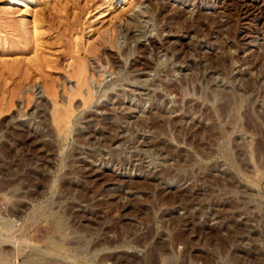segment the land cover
Here are the masks:
<instances>
[{
  "label": "rangeland",
  "instance_id": "1",
  "mask_svg": "<svg viewBox=\"0 0 264 264\" xmlns=\"http://www.w3.org/2000/svg\"><path fill=\"white\" fill-rule=\"evenodd\" d=\"M167 1L172 4L159 22L164 29L157 32L141 18L146 0H0V264H112L100 261L111 254L138 264L135 258L155 245L165 252L155 264L169 258L264 264V6L256 0L155 2ZM127 30L134 33L130 42ZM150 38L156 49L143 55L151 67L131 71L127 88L117 82L108 92L124 87L133 104L143 94L145 108L155 104L146 94H159L172 124L141 131L130 124L138 120L135 111L116 126L112 119L124 108L114 115L109 100L97 95L85 104L73 96L72 58L47 70L55 97L45 95L38 77L28 93H8L14 66L34 60L39 44L52 56L65 41L73 51H109L125 63L122 49L139 56L136 42L148 46ZM12 49L15 54L6 52ZM118 73L98 69L95 88L101 91ZM97 103L106 109L96 111ZM176 106L180 112L170 110ZM56 109L71 113L70 122L58 124ZM92 114L106 123L94 121L88 131ZM61 182H67L63 192ZM70 182L79 183L73 192ZM75 197L97 214L74 219L78 210L65 207ZM81 226L93 234L86 253L78 251ZM106 229L112 244H100Z\"/></svg>",
  "mask_w": 264,
  "mask_h": 264
},
{
  "label": "bare ground",
  "instance_id": "2",
  "mask_svg": "<svg viewBox=\"0 0 264 264\" xmlns=\"http://www.w3.org/2000/svg\"><path fill=\"white\" fill-rule=\"evenodd\" d=\"M156 0H146V4L142 7V11H141V18L143 16H145L144 18L146 19L145 21H147V23H149V26H151L152 29H155L156 28V31L157 29H164L163 28V25H159V22L161 21V19H163L165 16V12L166 10L169 8V4L171 3V1H167L165 4H161V3H157L155 2ZM179 1H183V0H173V3H176V2H179ZM256 2H258L259 4H261V6H264V0H256ZM87 3V2H86ZM172 4V3H171ZM257 4V3H256ZM96 5V4H95ZM255 9H258V10H261L260 8H257L259 5H253ZM238 8V7H237ZM243 9V8H242ZM241 9V11H242ZM239 10V9H238ZM244 10V14H242L244 17H247L248 15V10L247 9H243ZM253 10V9H252ZM84 11V9H83ZM250 11V10H249ZM240 12V11H239ZM250 13V12H249ZM140 14V13H139ZM241 15V14H240ZM174 17V16H173ZM180 17V16H179ZM176 18V17H175ZM139 19V17H138ZM178 19V17L176 18ZM137 20V19H135ZM69 21V20H68ZM78 21V20H77ZM65 22V21H64ZM63 22V23H64ZM175 22V21H174ZM42 23V22H41ZM62 23V24H63ZM70 23V22H69ZM72 23V21H71ZM76 23V22H75ZM73 23V27H74V24ZM79 23V22H77ZM178 24V23H177ZM67 25V24H66ZM137 26V25H136ZM72 26L70 28H73ZM76 27V26H75ZM144 27V26H143ZM165 27V26H164ZM167 28V27H165ZM82 29V28H81ZM67 31V29H66ZM70 31V30H68ZM74 31V30H73ZM133 30H130V31H126L125 33V40L130 42L129 40L132 38L133 34L132 33ZM154 31V30H153ZM162 31V30H161ZM166 31V30H165ZM158 32V31H157ZM160 32V31H159ZM1 34V33H0ZM67 34V33H66ZM133 39V38H132ZM131 39V41H132ZM36 40H39L36 38ZM67 41V40H66ZM115 39L113 40V43H114ZM32 42V41H31ZM55 42V41H54ZM134 42V41H133ZM40 43V42H39ZM38 43V44H39ZM67 43V42H66ZM65 43L64 41V44H63V50L60 49L59 53H57L58 51H54L56 53H54V55L52 56V54H49V52H47V48H45L44 46H41L42 44H39L36 46V54L34 55L35 56V59L31 61V59H29L30 61L27 62V63H21L19 62L18 64H16V66H14V69L15 71L17 72V78L16 80L12 83H14V86L13 88L11 89H8V93L10 95H21L22 92H24V90L26 88H29L31 89L32 87V81H33V77H38L40 78L42 81H43V85L45 86V95L48 96V97H55L58 92L55 91L51 85L54 83L53 82V77L50 76L49 72L47 71L49 68L51 69H56L57 68V65H59V61L58 59H70L72 58L73 62H72V65L70 66V70L69 72L67 73L69 75L70 78L72 79H75L77 81V84H78V88L76 90V92L72 93L74 94L73 96H83L84 98V102L85 104H89L92 102L93 98L96 97L98 95V98L99 97H102L106 100H109L110 101V105L113 107V113L115 115V111L117 109V111H122L121 109L124 108V110L118 114V115H113L114 119L113 120V123L118 126L117 124H120L122 122L123 124V120H124V123H126L125 119H131L130 118V114L132 112H135V111H138L140 114L138 116V114H136V118L138 119L136 122H130V124L132 125V127L135 125L137 126L141 131H145V129H154V128H161L163 126V124L165 123V121L168 123L170 122L172 124V122L174 123L175 121L172 119H169L166 115V109L164 107H162V102L164 101L163 97L159 94H155V93H149V94H146L145 96V100L146 101H149V100H152L153 103L155 104H152L149 108H145L144 107V102H143V94L139 95L137 97V104H133L132 101L130 100L131 97L129 96L128 93H126L124 87H122L121 89L119 90H114L115 93L112 95L110 94L108 91L111 90L113 91L112 89H115L113 87H115V85L119 84L118 87H121V85H124L128 86V80H129V74L130 72L132 71H136V70H139V69H142V70H145L147 67H151V64L147 62L146 60V57L143 55L144 52L146 50H148L150 48V46L154 49L156 47V42L154 39H148V43L149 45L146 46V45H142L140 44V42H136V46H135V50L137 51V55L139 54V56H136V57H133V53L132 51H130V48L127 46V48H123L122 51H121V54L125 57V63H121V61H119L115 55H113L112 53H110L109 51H105L103 53V51H99V50H95L96 52H94L93 48H89L88 50L84 51L85 53L81 52V49L80 48H77L76 50H72V49H69L67 47V44ZM35 44V43H34ZM49 44V43H48ZM114 45V44H113ZM2 47V46H1ZM71 47V46H70ZM99 47V46H98ZM156 49V48H155ZM72 50V51H71ZM83 51V50H82ZM6 52H9L8 54H15L16 53V49H12V50H7ZM51 52V51H50ZM53 52V51H52ZM99 52H101L102 54H100ZM3 53V52H2ZM96 53H99L100 55L96 54ZM6 54V53H5ZM94 56V57H93ZM54 58V59H52ZM83 59V63L81 62V60ZM27 61V60H26ZM3 63V62H2ZM1 64V63H0ZM4 65V64H3ZM8 65V64H7ZM104 67H109V68H116L118 69V77L116 79H112L111 81L107 82L106 85L104 86V89H102L101 91H98V89L95 88V85L93 84V80H95L97 83H100L101 82V77H102V74H99L98 77L95 76V72L98 70V69H101ZM16 67H17V70H16ZM127 67V68H126ZM4 68V67H2ZM50 69V70H51ZM128 69V70H126ZM6 70V69H5ZM115 70V69H114ZM121 70H125V73L123 72H120ZM2 72V70H1ZM4 72V71H3ZM2 72V73H3ZM11 73H15L14 71L11 72ZM10 73V74H11ZM169 73V72H168ZM9 74V73H8ZM11 74V75H13ZM11 75H8L11 76ZM5 76V75H4ZM12 77V76H11ZM14 77V76H13ZM96 77V78H95ZM131 78V77H130ZM2 79V78H1ZM91 79V80H90ZM144 82L143 83H140V84H143L144 85ZM11 85V84H10ZM13 85V84H12ZM11 85V86H12ZM129 88V87H128ZM166 89L168 88V86L165 87ZM83 89L86 91L85 94H83ZM171 88H168L169 91ZM175 90V89H174ZM27 91V90H25ZM176 91V90H175ZM2 92V91H1ZM4 92V91H3ZM2 92V93H3ZM31 92V91H30ZM28 93V91H27ZM70 93L68 92V95ZM71 94V95H72ZM33 94H28V96H32ZM70 95V96H71ZM10 97V96H9ZM127 102V103H126ZM99 104L97 103L96 104V111H99V110H103V109H106V106H101V105H104V104H101L100 106H98ZM180 107H172V109L170 110H177L180 112L179 110ZM36 110V108H34ZM105 111V110H104ZM108 111V110H107ZM66 110H64V112H60L59 110H55L54 114H55V117H56V121L58 122V124H63L64 121H66L69 117L68 115H70L69 113L67 114ZM133 114V113H132ZM166 114V115H165ZM183 114V113H182ZM104 116V115H103ZM102 116V117H103ZM107 116V115H106ZM134 116V115H133ZM68 117V118H67ZM90 118V123H89V127L87 128L88 131L90 129H93L95 126H94V121H96V123H99V124H103L104 122V118H101V116L98 118L97 116L95 115H89L88 119ZM108 118V117H107ZM136 118L134 120H136ZM87 119V118H86ZM179 119V118H178ZM181 119V118H180ZM68 121L70 122V120L68 119ZM108 121V120H107ZM172 121V122H171ZM105 123H106V120H105ZM111 123V122H109ZM69 123L67 122V125ZM128 124V123H127ZM129 124V125H130ZM2 125V124H1ZM105 125V124H104ZM112 125V124H111ZM115 125H112V126H115ZM130 125V126H131ZM64 126H65V123H64ZM115 126V127H116ZM120 126V125H119ZM62 127V126H61ZM104 127V126H103ZM108 125L105 127L107 128ZM111 127V126H110ZM109 127V128H110ZM114 127V129H115ZM123 127V126H122ZM108 128V129H109ZM121 128V126L119 127ZM125 128H129L128 125L127 127ZM2 127H0V132L2 131L1 130ZM107 129V130H108ZM113 129V128H112ZM148 131V130H147ZM103 132V131H102ZM88 134V133H87ZM27 136V135H26ZM80 136L79 135V139H80ZM95 137V136H94ZM7 138V137H6ZM82 138V136H81ZM5 140V138H4ZM7 142V141H6ZM4 143V142H3ZM14 143V142H13ZM17 143V142H16ZM7 148V147H6ZM7 155V154H6ZM79 161H82V160H79ZM78 163H81L79 162ZM125 166H126V163H125ZM127 167L128 168H131L130 167V163L127 164ZM73 182H70L69 186H68V191H74L78 186H79V183H74L72 184ZM64 186H67V182H61L60 183V192H63L62 189ZM59 192V194H60ZM62 194V193H61ZM60 194V196H61ZM66 196V194H65ZM68 196V195H67ZM62 197V196H61ZM69 197V196H68ZM60 199V197L58 198ZM61 201V200H60ZM55 202V201H54ZM58 203V202H57ZM56 203V204H57ZM82 202L80 201V198L78 197H75V203L72 204V205H67V207H65L67 210L69 207H74L75 209H77L78 211L80 212H76L74 214H72L73 218L76 219L77 221L79 220V218L82 216H84L85 214H89L90 215H96V211L93 210V209H86V208H82L80 206ZM49 204V203H48ZM62 204V202H61ZM59 205V204H58ZM57 205V206H58ZM48 206V205H46ZM51 206V204H50ZM56 206V205H55ZM59 207V206H58ZM48 208V207H47ZM52 208V207H50ZM56 208V207H55ZM53 208V209H55ZM63 209L65 211V213H67L66 209ZM122 208V206H121ZM49 209V208H48ZM80 209V210H79ZM43 210V209H42ZM41 210V211H42ZM46 210V209H45ZM52 210V209H51ZM50 210V211H51ZM56 210V209H55ZM61 209V211H63ZM44 211V210H43ZM58 211V210H57ZM56 211V212H57ZM69 211V210H68ZM191 211V210H190ZM186 212V211H185ZM189 212V211H188ZM58 213V212H57ZM61 213V212H60ZM64 213V212H63ZM190 213V212H189ZM43 214V213H42ZM41 214V215H42ZM192 213L190 214H187V215H191ZM193 215V214H192ZM198 214H196L197 216ZM206 215V214H205ZM60 216V215H59ZM40 218V217H39ZM85 219L89 218V217H83ZM87 220H91V219H87ZM10 225L9 224H3V229L6 230V231H10L9 228ZM82 230H85L84 227L81 226V230H77L76 233H77V240L79 241L80 240V245L81 247L79 246V249L78 251H81L83 253H86L89 248H90V244H89V239L92 238V233H84ZM109 231H111V229H106L104 231V235H103V240L102 242H100V244H104V243H107V244H112L111 241H109V238L105 237L107 233H109ZM148 231V230H147ZM150 231V230H149ZM147 232L143 237L139 238V241L140 243L142 242H145V240L147 239L148 237V234L150 232ZM97 232H95L96 234ZM80 234V236H79ZM98 234V233H97ZM179 238L178 239H174V241H179ZM85 239V240H84ZM183 239V238H182ZM181 239V240H182ZM4 239H2L0 237V257L1 255L3 254V250H4V247L2 248V243H3ZM244 242V241H243ZM140 243H136V245L138 246H141ZM237 244V243H236ZM238 245V244H237ZM157 247V245H155ZM154 246V248H151L150 250L146 251L145 254L141 257V258H135L138 260V264H155L157 262V260L160 258V259H164L163 258V255L165 254V252H162L160 250V248H156ZM236 246V245H235ZM239 246V245H238ZM237 246V247H238ZM241 247V246H240ZM248 249V248H247ZM131 257L129 255H126V254H121V255H105L103 257L100 258V261H111L112 264H117L119 260H122L124 262L122 263H119V264H127V261H128V258ZM133 258L135 256H132ZM37 259V258H36ZM40 259V258H39ZM206 260H210V259H206ZM31 261V260H30ZM29 261V262H30ZM168 264H175V260L174 258H169L168 259ZM32 264V263H31Z\"/></svg>",
  "mask_w": 264,
  "mask_h": 264
}]
</instances>
